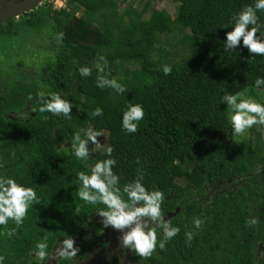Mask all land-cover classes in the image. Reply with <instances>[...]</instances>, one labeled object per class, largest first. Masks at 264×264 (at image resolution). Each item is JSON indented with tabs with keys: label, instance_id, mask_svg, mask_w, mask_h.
Listing matches in <instances>:
<instances>
[{
	"label": "trees",
	"instance_id": "16d2710c",
	"mask_svg": "<svg viewBox=\"0 0 264 264\" xmlns=\"http://www.w3.org/2000/svg\"><path fill=\"white\" fill-rule=\"evenodd\" d=\"M116 1L67 0L60 10L44 1L0 25V54L18 56L15 71L8 67L0 72V175L14 176L41 197L22 224L9 220L0 225V264H36L32 250L45 236L50 252L57 240L73 236L80 249L77 259L107 246L96 210L104 205L86 204L77 194V171L89 169L72 155L70 144L76 131L86 129L85 117L89 127L107 132L121 187L141 171L149 190L164 192L165 216L178 209L171 222L180 232L149 257L131 251L130 260L264 264V145L253 128V137L231 145L234 133L220 99L226 92L254 88V79L264 76V56L250 53L242 41L235 50H224L225 33L231 30L224 26L254 0H174L179 4L174 19L156 9L147 19L134 10L120 14ZM258 15L264 20V12ZM182 27L188 30L183 37L188 54L165 74L168 64L157 56L161 36ZM31 37L48 39L51 51L39 53L30 78L17 71L20 64L31 65L24 45ZM131 63L136 70L128 68ZM81 66L90 67L91 74L81 76ZM6 75L13 79L4 83ZM99 76L115 78L126 91L98 87ZM41 91L45 98L59 92L69 100L71 118L39 112ZM129 103L142 104L145 112L134 133L121 126ZM97 106L104 111L94 117ZM103 158L104 151L87 163ZM222 183L226 192L213 191L203 202L194 199L205 198L206 185ZM196 217L203 220L199 228L193 223ZM253 218L256 223L250 224ZM11 228L16 232L9 235ZM188 231L193 232L191 241ZM257 244L263 248L259 257ZM214 245L221 246L220 255L213 252ZM100 264H118V258Z\"/></svg>",
	"mask_w": 264,
	"mask_h": 264
},
{
	"label": "clouds",
	"instance_id": "9594fccd",
	"mask_svg": "<svg viewBox=\"0 0 264 264\" xmlns=\"http://www.w3.org/2000/svg\"><path fill=\"white\" fill-rule=\"evenodd\" d=\"M258 12H264V0H254L252 4L245 5L235 13L229 23L224 26L231 30L225 33L224 50H235L238 45L247 48L250 53L264 56V20ZM63 33L58 36L62 37ZM105 57L101 56L100 60ZM99 72H103V65L97 64ZM81 76H88L92 69L81 66L78 69ZM172 71L170 65L163 67V72ZM98 87H111L119 93H124L126 87L115 78L109 79L99 76ZM253 87L264 92V76H257ZM41 98L39 112H50L55 116L71 118L72 103L63 98L59 92L46 94L38 93ZM31 99V97H29ZM221 103L228 108L227 119L234 134L244 135L254 125H264V103L253 96H246L244 92H226L221 98ZM103 108L97 106L91 113L92 116L103 114ZM144 107L140 103H129L123 111L121 126L126 133H134L138 129L139 121L144 118ZM103 135L99 129L88 127L76 131L71 137V152L78 160L85 164L89 171L78 170L77 194L81 201L90 205L102 204L97 208L102 218L104 227L111 226L121 231L120 242L124 248L130 249L140 257H149L159 246L163 249L166 243L180 232V227L173 225L162 211L165 194L159 189L149 190L143 183V172L138 171L136 178L123 184L121 187L120 175L114 171L117 164L112 156L113 147L105 146L97 139ZM92 142L95 148L103 149L105 158L98 159L94 164L90 160V149L87 146ZM41 197L34 187L18 182L14 176L0 175V225H7L9 220L18 226L24 222L28 209L40 202ZM194 225L199 228L203 220L196 217ZM250 224L256 223L255 218L249 220ZM16 228L8 230L12 235ZM159 235V239H158ZM187 241L193 239V232L185 233ZM36 264H45L46 259H59L76 264L78 246H75L73 236L66 234L63 240H57L53 252L49 251L47 236L38 239L33 248Z\"/></svg>",
	"mask_w": 264,
	"mask_h": 264
},
{
	"label": "rangeland",
	"instance_id": "374dc122",
	"mask_svg": "<svg viewBox=\"0 0 264 264\" xmlns=\"http://www.w3.org/2000/svg\"><path fill=\"white\" fill-rule=\"evenodd\" d=\"M117 11L118 13L122 14L126 10H134L138 13H142L143 17L147 19L149 17V14L151 10H163L167 12L173 19L177 15V10L179 9V4L176 3L174 0H117ZM79 15V14H78ZM188 34L187 27H182L180 32H176L170 35H163L161 36L159 51H158V57L162 60H165L168 65H174L181 61L186 55L188 54V51L185 49L186 43L184 42V36ZM50 44V41L48 39H40V38H29L27 42L24 44L25 48L27 50V56L26 61L27 63H31L30 66L24 67L23 64H20L18 66V69L20 75L24 74L28 77H32L33 70L35 69V66L33 64L37 63V56H39V53L42 51L45 53H50V48L48 47ZM10 57L6 56V53L3 54L1 52L0 54V72L8 67L13 68V71L16 69L17 62L14 60L17 58V54L15 53H9ZM129 69L136 70L137 65L131 63L127 64ZM23 68V69H22ZM25 68V69H24ZM12 77L6 75L5 79L2 80L4 83L7 82ZM13 79V78H12ZM1 83V82H0ZM246 96H253L261 103H264V92L259 91L255 88H248L245 90ZM89 125L87 124L86 117L84 118L83 128H87ZM253 129H256L260 135V138L262 140V143L264 145V125H254L252 127ZM252 128L249 129L244 135H233L232 138V146H235V144L247 139L253 137ZM97 139L101 142V144H105L107 146V139L108 134L107 132L103 131V135L98 136ZM90 149V158H94L97 154L103 152V149L95 148L93 143L90 141L87 145Z\"/></svg>",
	"mask_w": 264,
	"mask_h": 264
},
{
	"label": "flooded vegetation",
	"instance_id": "af4514ba",
	"mask_svg": "<svg viewBox=\"0 0 264 264\" xmlns=\"http://www.w3.org/2000/svg\"><path fill=\"white\" fill-rule=\"evenodd\" d=\"M225 185H226L225 183L212 185V186L206 185L205 186L206 188L205 198L195 196L194 199H197L198 202H203L204 200L208 199L209 195H212L213 191H217V193L226 192L228 190V186H225ZM231 185L234 186L235 184H231ZM165 219H166V216H165ZM217 234L220 235L219 233ZM104 236H105L104 242L106 243L107 246L105 248H99V247L94 248L91 251L86 252L85 256L82 259H76V264H100V263H104L107 261H112L116 257L118 258V264H137L136 262H133L132 260H130L129 253L131 252V250L124 248L121 245V242H120L121 231L120 230H117L111 226L105 227ZM219 240L221 241L220 242L221 244L222 243L227 244V242H223L221 237L219 238ZM220 250H221V246L214 245L213 252H215L216 254H219ZM262 251H263L262 246L260 244H257V249H256L257 257H259L262 254ZM53 260L55 261L58 259H51V258L47 259L48 261L47 263L49 264V262Z\"/></svg>",
	"mask_w": 264,
	"mask_h": 264
},
{
	"label": "water",
	"instance_id": "95a60500",
	"mask_svg": "<svg viewBox=\"0 0 264 264\" xmlns=\"http://www.w3.org/2000/svg\"><path fill=\"white\" fill-rule=\"evenodd\" d=\"M43 2L44 0H0V25L25 13L34 11ZM176 212L168 213L166 219L171 221Z\"/></svg>",
	"mask_w": 264,
	"mask_h": 264
},
{
	"label": "built area",
	"instance_id": "2783aa9c",
	"mask_svg": "<svg viewBox=\"0 0 264 264\" xmlns=\"http://www.w3.org/2000/svg\"><path fill=\"white\" fill-rule=\"evenodd\" d=\"M44 1L50 3L53 9L55 10L65 9L67 4V0H44ZM76 16H78V14Z\"/></svg>",
	"mask_w": 264,
	"mask_h": 264
}]
</instances>
